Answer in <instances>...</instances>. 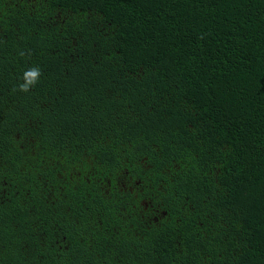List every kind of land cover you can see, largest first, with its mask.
<instances>
[{
	"label": "trees",
	"instance_id": "16d2710c",
	"mask_svg": "<svg viewBox=\"0 0 264 264\" xmlns=\"http://www.w3.org/2000/svg\"><path fill=\"white\" fill-rule=\"evenodd\" d=\"M0 264H264V0H0Z\"/></svg>",
	"mask_w": 264,
	"mask_h": 264
},
{
	"label": "clouds",
	"instance_id": "9594fccd",
	"mask_svg": "<svg viewBox=\"0 0 264 264\" xmlns=\"http://www.w3.org/2000/svg\"><path fill=\"white\" fill-rule=\"evenodd\" d=\"M40 69L34 67L24 73L25 82L19 85V90L27 92L30 89V86H34L40 77Z\"/></svg>",
	"mask_w": 264,
	"mask_h": 264
}]
</instances>
